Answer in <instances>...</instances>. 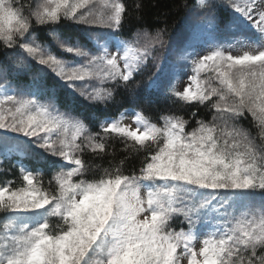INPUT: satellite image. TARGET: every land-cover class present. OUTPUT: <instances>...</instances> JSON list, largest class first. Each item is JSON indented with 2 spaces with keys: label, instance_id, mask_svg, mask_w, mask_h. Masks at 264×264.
<instances>
[{
  "label": "snow or ice",
  "instance_id": "obj_1",
  "mask_svg": "<svg viewBox=\"0 0 264 264\" xmlns=\"http://www.w3.org/2000/svg\"><path fill=\"white\" fill-rule=\"evenodd\" d=\"M185 7L200 21L174 45L166 22L123 35V0H0V157L16 156L20 176L0 183V264H264V0ZM200 32L208 39L191 43ZM19 72L31 73L26 86L9 78ZM141 87L211 119L189 130L174 112L86 121L74 110L80 98L107 106ZM245 112L259 144L234 122ZM133 157L139 168L126 171Z\"/></svg>",
  "mask_w": 264,
  "mask_h": 264
},
{
  "label": "trees",
  "instance_id": "obj_2",
  "mask_svg": "<svg viewBox=\"0 0 264 264\" xmlns=\"http://www.w3.org/2000/svg\"><path fill=\"white\" fill-rule=\"evenodd\" d=\"M128 8V13L126 15L125 23L123 26V35H130L137 27L142 25H147L150 28L163 27L165 22L168 25L169 31L171 33V39L174 45H179L183 43L188 35L185 24L192 23L196 24L200 21V16L195 11L189 12L188 8L185 7L187 4L189 7L194 3V0H123ZM139 3L141 9L139 15L142 19L137 20V12L135 10V5ZM228 9H219L218 15L226 19ZM62 32L66 35L77 36L78 32H74L70 28H62ZM39 36L41 40L46 39L45 30L39 29ZM83 42V41H82ZM177 54V53H176ZM175 54V55H176ZM175 55L169 56V59L173 60ZM4 59L0 56V61ZM36 66L33 63L32 72H35ZM155 71L154 68L149 66L141 74L137 75L136 81H144L147 77ZM14 84L18 86H26L31 79V73L19 72L15 77L10 76ZM0 83H3L0 80ZM178 89V88H177ZM81 103L77 105L74 109L76 114L81 115L86 121L89 117L96 116L98 118H103L105 116H115L119 111L128 108H139L142 109L146 115L150 116L154 121L158 122V117L164 112H174L178 115L184 116L185 119L190 120L188 129L196 126V119L203 118L205 120L211 119V111L206 110L204 106L197 104L184 105L179 101H175L169 98L167 95L161 93H149L144 87L136 89L134 94H131L123 89L118 90L115 103H110L107 106L96 104L91 105L88 101L80 98ZM60 106L63 108L65 105L63 101H59ZM196 111L198 113L197 117H191V113ZM238 126L243 127L250 131L253 137L256 138V143H261L258 137V129L254 126L253 119L247 112L243 116L237 118L234 121ZM99 121L97 120L93 127V131H98ZM110 144L115 145V150L117 152L116 159L119 160L125 153L120 152L123 145L117 141H109ZM86 160H90L93 164L103 163L107 165L108 159L111 157H105L103 161L100 159H94L91 155L85 156ZM17 160L16 156L11 157V159H3L0 157V168L10 169L9 171L0 172V183L4 180H15L17 184L20 183V176L17 168L12 167V164ZM25 164H28L33 169L37 167V163L32 159L23 160ZM133 166L139 168V158L133 157L126 164V171L131 169ZM51 175L50 171L45 172V181ZM15 186V185H14ZM174 227H180L178 222H175Z\"/></svg>",
  "mask_w": 264,
  "mask_h": 264
},
{
  "label": "rangeland",
  "instance_id": "obj_3",
  "mask_svg": "<svg viewBox=\"0 0 264 264\" xmlns=\"http://www.w3.org/2000/svg\"><path fill=\"white\" fill-rule=\"evenodd\" d=\"M207 39H208V36H207L206 33H203V32L194 33L193 34V38L190 40V42L193 43V44H200V43H202L203 41H205ZM178 56H179V52H177V54L175 55V57H173V60H177V57ZM189 75H191V72L190 71H185V72H182L181 73V78H180V80H179V82L177 84L178 90H182L184 88V86L188 82L187 81V78H188ZM125 123L132 124L133 127L135 126L133 124V122H132V119H131V113H128L127 114V119L125 120Z\"/></svg>",
  "mask_w": 264,
  "mask_h": 264
}]
</instances>
